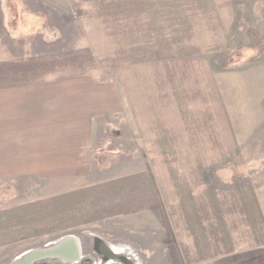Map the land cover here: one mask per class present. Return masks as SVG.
<instances>
[{
  "label": "rangeland",
  "instance_id": "1",
  "mask_svg": "<svg viewBox=\"0 0 264 264\" xmlns=\"http://www.w3.org/2000/svg\"><path fill=\"white\" fill-rule=\"evenodd\" d=\"M1 54L35 70L50 57L93 67L119 92L101 160L150 162L174 230H66L65 217L24 254L73 237L80 259L35 264H264V0H0ZM140 128L138 141L126 132ZM64 177L39 188L66 191Z\"/></svg>",
  "mask_w": 264,
  "mask_h": 264
},
{
  "label": "crops",
  "instance_id": "2",
  "mask_svg": "<svg viewBox=\"0 0 264 264\" xmlns=\"http://www.w3.org/2000/svg\"><path fill=\"white\" fill-rule=\"evenodd\" d=\"M21 65L0 55V264L34 248L39 228L47 233L65 217L66 230L93 226L172 240L163 180L150 162L101 160L103 120L117 126L124 110L119 92H105L93 67L71 73L52 57L41 70ZM140 129L141 137L139 129L126 132L138 141L146 135ZM131 144L127 151H136ZM65 171L66 191L52 194L48 185ZM22 178L32 189L17 187Z\"/></svg>",
  "mask_w": 264,
  "mask_h": 264
},
{
  "label": "water",
  "instance_id": "3",
  "mask_svg": "<svg viewBox=\"0 0 264 264\" xmlns=\"http://www.w3.org/2000/svg\"><path fill=\"white\" fill-rule=\"evenodd\" d=\"M71 242H75V241L69 240V237H66L52 244L51 246L46 247L45 249H41L37 252H33L29 256H27L26 254H22L16 259H14L11 262V264H35L41 259H48V258L58 259L64 263H71L60 257V253H62L66 248V243L70 244ZM35 254L36 255L39 254L40 256L38 257Z\"/></svg>",
  "mask_w": 264,
  "mask_h": 264
},
{
  "label": "bare ground",
  "instance_id": "4",
  "mask_svg": "<svg viewBox=\"0 0 264 264\" xmlns=\"http://www.w3.org/2000/svg\"><path fill=\"white\" fill-rule=\"evenodd\" d=\"M69 240H73L75 242H71L70 244L66 243V248H65V250L62 253H60V257L63 258L64 260L68 261V262L74 263V262H77L80 259V244L73 237H69ZM37 251H39V250H32V251H29V252H27L25 254L27 256H29L33 252H37ZM36 256L39 257L40 255L37 254Z\"/></svg>",
  "mask_w": 264,
  "mask_h": 264
}]
</instances>
